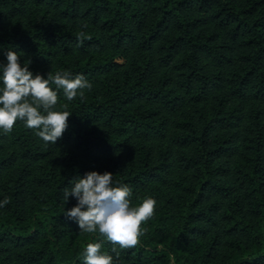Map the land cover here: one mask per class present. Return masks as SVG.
<instances>
[{
	"label": "trees",
	"instance_id": "1",
	"mask_svg": "<svg viewBox=\"0 0 264 264\" xmlns=\"http://www.w3.org/2000/svg\"><path fill=\"white\" fill-rule=\"evenodd\" d=\"M10 49L92 87L50 85L72 113L56 144L0 130V264H83L101 241L115 264H264V0H0ZM89 171L156 201L119 259L64 215Z\"/></svg>",
	"mask_w": 264,
	"mask_h": 264
},
{
	"label": "clouds",
	"instance_id": "2",
	"mask_svg": "<svg viewBox=\"0 0 264 264\" xmlns=\"http://www.w3.org/2000/svg\"><path fill=\"white\" fill-rule=\"evenodd\" d=\"M84 27H87L85 24ZM84 39H90L84 32L77 35L79 44ZM7 63L0 64L2 73V87H0V130L4 134L12 132L15 123L20 120L25 126L36 129V135L45 142L56 144L68 128V119L72 115L67 110H57L58 93L62 89L68 101L77 96L84 97V90L91 89V83L82 74L74 78L67 71L50 72L47 78L29 70L30 61L21 65L20 53L8 50ZM64 109H67L65 104ZM113 174L105 171H89L82 178L77 177L70 181L71 187L64 189V201L69 196L77 203L64 212L68 220L78 224L81 232L99 233L101 237L111 242L114 247L111 251L119 259L120 249H129L138 246L143 234L141 225L149 220L155 210L156 201L146 198L133 207L129 197L131 189L127 185L113 184ZM10 203L8 198L0 201V208ZM103 241L88 243L83 252V264H115L109 252L102 251Z\"/></svg>",
	"mask_w": 264,
	"mask_h": 264
}]
</instances>
